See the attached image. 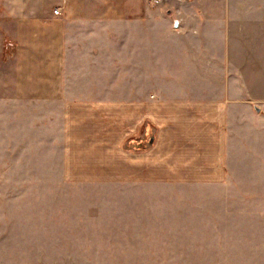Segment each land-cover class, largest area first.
Listing matches in <instances>:
<instances>
[{
	"label": "crops",
	"instance_id": "obj_1",
	"mask_svg": "<svg viewBox=\"0 0 264 264\" xmlns=\"http://www.w3.org/2000/svg\"><path fill=\"white\" fill-rule=\"evenodd\" d=\"M169 5L0 0V167L32 152L72 174L74 152L95 134L112 137L121 154L127 143L131 180L140 184L218 185L228 157L230 165L241 157L234 151L262 159L264 90L246 74L257 84L264 76L243 69L264 60V44L251 37L264 32V6ZM239 31L243 52L234 57L229 32ZM201 32H219V49ZM121 46L128 47V86L106 88V78L120 83L126 69Z\"/></svg>",
	"mask_w": 264,
	"mask_h": 264
},
{
	"label": "rangeland",
	"instance_id": "obj_2",
	"mask_svg": "<svg viewBox=\"0 0 264 264\" xmlns=\"http://www.w3.org/2000/svg\"><path fill=\"white\" fill-rule=\"evenodd\" d=\"M179 1L148 0L153 8ZM249 1L264 6V0ZM201 33L219 49V32ZM229 33L232 54L240 56L246 32ZM128 35L122 30L123 44ZM251 37L264 44L263 31ZM120 53L126 71L120 83L106 78V88L128 86V47ZM261 59H251L244 72L258 67L264 76ZM246 75L264 90V77L257 84ZM85 142L74 152L72 174L32 152L12 168L0 167V264H264V150L260 160L234 151L241 157L232 165L228 157L218 185L140 184L131 180L127 143L121 154L110 136Z\"/></svg>",
	"mask_w": 264,
	"mask_h": 264
},
{
	"label": "built area",
	"instance_id": "obj_3",
	"mask_svg": "<svg viewBox=\"0 0 264 264\" xmlns=\"http://www.w3.org/2000/svg\"><path fill=\"white\" fill-rule=\"evenodd\" d=\"M53 14H54L55 16L60 15V10H59V9L53 10Z\"/></svg>",
	"mask_w": 264,
	"mask_h": 264
}]
</instances>
